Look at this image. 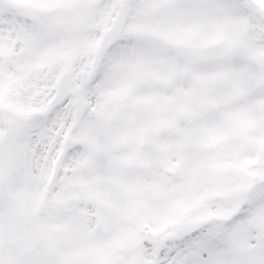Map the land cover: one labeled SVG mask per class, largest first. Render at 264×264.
<instances>
[{
	"label": "snow or ice",
	"instance_id": "6c2138e0",
	"mask_svg": "<svg viewBox=\"0 0 264 264\" xmlns=\"http://www.w3.org/2000/svg\"><path fill=\"white\" fill-rule=\"evenodd\" d=\"M0 264H264V0H0Z\"/></svg>",
	"mask_w": 264,
	"mask_h": 264
}]
</instances>
